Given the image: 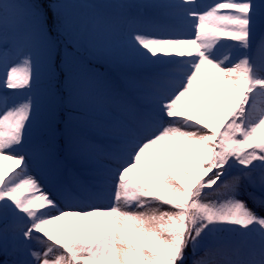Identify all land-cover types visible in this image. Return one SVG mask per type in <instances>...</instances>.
I'll return each instance as SVG.
<instances>
[{
	"label": "snow or ice",
	"instance_id": "obj_1",
	"mask_svg": "<svg viewBox=\"0 0 264 264\" xmlns=\"http://www.w3.org/2000/svg\"><path fill=\"white\" fill-rule=\"evenodd\" d=\"M82 7L0 0V264H264V0Z\"/></svg>",
	"mask_w": 264,
	"mask_h": 264
},
{
	"label": "rangeland",
	"instance_id": "obj_2",
	"mask_svg": "<svg viewBox=\"0 0 264 264\" xmlns=\"http://www.w3.org/2000/svg\"><path fill=\"white\" fill-rule=\"evenodd\" d=\"M69 2L82 5L84 7L82 8H76L72 9L70 11H74L77 14H80L83 16L85 23H89L92 21H98L102 28L108 26V28H117L118 26H124V22L121 21V19L113 12L112 9L107 10L104 8V2L103 0H69ZM114 4L122 2V0H113ZM107 5V4H106ZM107 16V19H104L103 17ZM106 25V26H105ZM223 41L230 42L227 38H222ZM61 50L62 53L64 51V46L61 44ZM67 51L69 53H72L73 51H70L67 48ZM76 58L78 61L82 60L84 67L89 70L90 72H94L98 74V78L100 79H114L116 77V72L104 61L98 60L93 56H90L86 51H84L83 54L77 53ZM64 76L62 73L59 74V82L63 83ZM60 118L64 119L65 115L64 112H60ZM62 128V125H60ZM59 143H62V139L58 141ZM5 162V161H4ZM3 162V163H4ZM12 163L11 161H9ZM168 171H171V169H166ZM32 174L37 177V179L40 181L42 186L46 191H50L55 195V192L52 188V183L50 178L47 175L42 174L40 171H38L35 167L34 162H32ZM179 178V177H177ZM219 183V182H218ZM251 190V189H249ZM240 199L244 200L250 208H252L254 211H256L259 215L264 216V209H261L257 207L251 199L248 198L247 194L242 191ZM73 220L71 217L66 218V223L72 222Z\"/></svg>",
	"mask_w": 264,
	"mask_h": 264
},
{
	"label": "bare ground",
	"instance_id": "obj_3",
	"mask_svg": "<svg viewBox=\"0 0 264 264\" xmlns=\"http://www.w3.org/2000/svg\"><path fill=\"white\" fill-rule=\"evenodd\" d=\"M103 2L105 3L103 6H107V5H112L114 4L113 0H103ZM214 0H197V3H199L200 5L204 6V5H208V4H211L213 3ZM107 4V5H106ZM106 8L107 10L109 9H112L113 12L115 14H117V16L121 19L122 22L125 21V18L120 16L118 11L113 9V8H108V7H104ZM106 26V25H105ZM104 28H108V26L104 27ZM125 29V22H124V26H118L117 28H111V35H110V39L113 40V41H116V40H119L121 39V32L122 30ZM221 43L224 44V45H230V44H233L234 42L233 41H230V42H227V41H223V39L221 40ZM229 52V49L227 47L225 48H221L218 52V55L219 56H224L225 54H228ZM233 55H235V53H233ZM9 92H11L12 90H8ZM6 168H13L15 167V165L13 163H10L9 161H5L4 162ZM71 166V164H70ZM18 170V169H17ZM72 220H74L75 218L74 217H71ZM70 224V222H68ZM83 223V222H82Z\"/></svg>",
	"mask_w": 264,
	"mask_h": 264
},
{
	"label": "trees",
	"instance_id": "obj_4",
	"mask_svg": "<svg viewBox=\"0 0 264 264\" xmlns=\"http://www.w3.org/2000/svg\"><path fill=\"white\" fill-rule=\"evenodd\" d=\"M69 48L71 49V50H74L71 46H69ZM68 52V51H67ZM79 53H84V51L82 50V51H80Z\"/></svg>",
	"mask_w": 264,
	"mask_h": 264
}]
</instances>
